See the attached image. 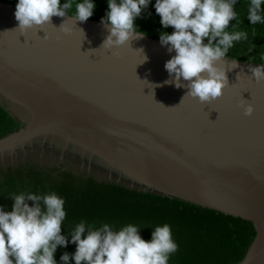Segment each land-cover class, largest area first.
Instances as JSON below:
<instances>
[{
	"label": "water",
	"instance_id": "1",
	"mask_svg": "<svg viewBox=\"0 0 264 264\" xmlns=\"http://www.w3.org/2000/svg\"><path fill=\"white\" fill-rule=\"evenodd\" d=\"M15 10L0 0V105L21 123L0 138V157L38 148L131 187L242 218L255 234L236 264H264V80L249 70L260 64L225 56L219 67L228 86L201 103L165 83L175 52L159 38L144 34L106 49L101 20L73 21L68 13L22 32Z\"/></svg>",
	"mask_w": 264,
	"mask_h": 264
},
{
	"label": "clouds",
	"instance_id": "2",
	"mask_svg": "<svg viewBox=\"0 0 264 264\" xmlns=\"http://www.w3.org/2000/svg\"><path fill=\"white\" fill-rule=\"evenodd\" d=\"M151 0H107L108 11L101 18L108 35L101 47L118 48L144 33L136 26V18L147 9ZM74 0H18L15 19L22 32L51 24L52 17L68 16ZM237 0H156L154 8L164 28L172 27L171 34L162 32L160 43L175 52L165 62L172 79L165 83L186 87L187 96L210 103L223 94L228 86L226 70L219 67L234 42L246 40L247 32L228 31L230 22L239 23L234 5ZM264 0H250L247 19L252 25L264 24ZM96 5L93 0L75 3L73 21L85 22ZM70 19V17H69ZM60 25L64 32L71 29ZM83 31V30H81ZM207 40V43L204 41ZM142 52L143 50L140 49ZM147 59L144 56V61ZM236 64V63H235ZM257 82L264 80V64L250 69ZM181 79L186 82L181 83ZM184 98V97H183ZM244 107V115L253 112L251 104ZM11 211L0 207V264H57L54 254L58 246L67 247L69 240L61 234L66 218L65 201L55 192L24 193L11 196ZM28 201H32V206ZM133 224L114 231L108 224L99 228L86 226L82 221L69 233L76 250L71 256L75 264H168L171 254L178 249L172 238L170 225L156 226L151 240H144ZM62 264H69L70 255H61Z\"/></svg>",
	"mask_w": 264,
	"mask_h": 264
},
{
	"label": "trees",
	"instance_id": "3",
	"mask_svg": "<svg viewBox=\"0 0 264 264\" xmlns=\"http://www.w3.org/2000/svg\"><path fill=\"white\" fill-rule=\"evenodd\" d=\"M5 1L18 3V0ZM65 2L61 0V4ZM78 2L81 0H74L69 14L75 13ZM93 2L96 7L90 18L101 20L108 11L107 0ZM155 2L151 0L136 18V26L144 34L159 38L160 33L171 34L174 29L160 24ZM249 4L250 0H237L234 5L239 23L231 21L227 30L233 31L232 25H236V30L247 32L248 38L234 42L226 56L262 65L264 24L252 25L247 19ZM20 126L21 123L0 105V138ZM27 151L26 154L19 151L16 156L0 157V207L11 211L14 203L11 196L21 192L40 195L55 192L63 198L67 215L61 234L69 243L67 247H57L54 254L57 264H62L60 257L65 252L70 255L69 264H75L71 256L76 245L71 243L69 233L82 221L94 228L108 224L114 231L133 224L140 228L139 234L146 241L151 240L156 226L167 223L178 245L168 264H236L254 238L252 223L242 218L108 179L80 166L75 158L44 156V151L38 148ZM28 203L33 204L32 201Z\"/></svg>",
	"mask_w": 264,
	"mask_h": 264
}]
</instances>
